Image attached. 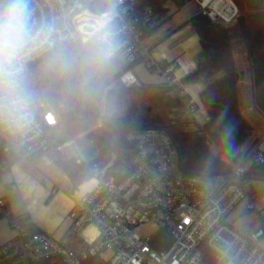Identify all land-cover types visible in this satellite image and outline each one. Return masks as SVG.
Wrapping results in <instances>:
<instances>
[{"label": "built area", "instance_id": "built-area-1", "mask_svg": "<svg viewBox=\"0 0 264 264\" xmlns=\"http://www.w3.org/2000/svg\"><path fill=\"white\" fill-rule=\"evenodd\" d=\"M197 2V13L210 17ZM139 5L140 0H28L31 23L44 42L27 60L24 74L29 62L63 44H96L102 27L106 60L143 64L183 96V84L173 76L174 65L163 66L154 59L146 35L159 25V18L150 8L139 11ZM236 15L234 12L230 20H223L230 22ZM210 18L215 21L219 17ZM120 82L126 87L140 85L132 69L121 75ZM185 103L195 118V100L187 98ZM61 123L57 107L47 103L35 107L30 102L23 121L13 122L0 114V179L10 167L3 156L30 163L47 154L53 148L48 132ZM127 141L135 153L131 170L121 182L106 179L93 164L94 187L83 194L72 190V231L93 225L101 229L98 238L75 250L30 223L26 215H14L9 221L14 235L0 244V264H264V249L258 242L264 234V210L259 212L263 227L251 236L229 220L243 201L249 210L256 209L254 181L244 175L249 166L264 165V136L240 162L230 164L229 171L215 176L183 172L176 147L163 130L131 131ZM67 147L76 150L78 163H89L74 138L56 151L64 153ZM6 205L3 196L0 206Z\"/></svg>", "mask_w": 264, "mask_h": 264}, {"label": "trees", "instance_id": "trees-1", "mask_svg": "<svg viewBox=\"0 0 264 264\" xmlns=\"http://www.w3.org/2000/svg\"><path fill=\"white\" fill-rule=\"evenodd\" d=\"M190 1L140 0L139 11L150 8L158 19L168 3L182 9ZM232 1L238 12L230 22L213 21L203 12L188 21L200 37L204 59L183 82L199 76L210 79L200 93L210 117L203 126L187 112L188 97L173 92L166 84L124 86L120 77L135 64L106 60L103 47L94 43L63 44L24 74L23 87L33 106L55 105L69 139L75 138L79 147L89 141L97 145L98 157L88 164L58 151L52 157L73 188L93 177V164L106 179L121 182L131 170L135 153L127 141L131 131L163 130L176 147L179 168L188 174L227 172L230 164L242 160L250 149L245 146L252 138L253 126L242 112L244 72L238 69L235 58L238 53L247 55L253 104L264 116V0ZM154 30L146 35L151 36ZM2 159L10 166L19 160L16 156ZM244 177L264 181V165L249 166Z\"/></svg>", "mask_w": 264, "mask_h": 264}, {"label": "crops", "instance_id": "crops-1", "mask_svg": "<svg viewBox=\"0 0 264 264\" xmlns=\"http://www.w3.org/2000/svg\"><path fill=\"white\" fill-rule=\"evenodd\" d=\"M184 8H189V5L182 9ZM195 14H197V9L178 20L171 21L170 17L166 21H161L162 23H159L150 36L153 38L150 42L156 61L174 65L173 76L183 84V95L195 100L197 108L195 119L200 125H204L210 117L201 102L200 93L208 87L210 79L199 76L188 82H183V79L194 72L199 62L204 59L200 37L188 23L190 17ZM235 61L238 67L237 57ZM161 77L162 82L159 84L164 83V78ZM243 82L244 79L241 81V88H243ZM249 90L251 98L241 94L244 115L245 112L255 108L252 80L249 83ZM257 113L264 117L258 111ZM249 121L253 126L252 121L250 119ZM254 132L253 130L252 138L245 148L251 146L256 139ZM52 157L48 154L39 155L30 163L17 160L0 179V198L3 196L7 198V205L3 206L6 215L0 212L2 214L0 217V244L13 237L14 231L10 228L9 221L18 214L26 215L30 223L50 234L59 242H62L66 235L68 237L62 243L67 244L71 241L73 231L70 212L75 200L72 190L77 189L79 194L86 193L94 187L96 180L92 177L77 188H73L70 178L53 163ZM253 187L257 194L256 209L249 210L246 207L247 202L243 201L229 216L230 222L247 236H251L262 227L259 212L264 210V181H254ZM258 242L264 249V234Z\"/></svg>", "mask_w": 264, "mask_h": 264}, {"label": "clouds", "instance_id": "clouds-1", "mask_svg": "<svg viewBox=\"0 0 264 264\" xmlns=\"http://www.w3.org/2000/svg\"><path fill=\"white\" fill-rule=\"evenodd\" d=\"M44 40L31 23L28 0H0V114L13 122L28 116L30 96L23 87L27 60ZM103 28L95 43L102 48Z\"/></svg>", "mask_w": 264, "mask_h": 264}, {"label": "rangeland", "instance_id": "rangeland-1", "mask_svg": "<svg viewBox=\"0 0 264 264\" xmlns=\"http://www.w3.org/2000/svg\"><path fill=\"white\" fill-rule=\"evenodd\" d=\"M186 5H189V8L178 9L174 3L172 2L168 3L167 10L164 11L162 15L160 16L159 22L163 21L169 16L171 17V21L178 20L180 17H185L186 15L193 13L194 9L198 10L199 8V3L197 2V0H192L188 2ZM218 19H223V18L219 17ZM152 39L153 38H150V40ZM236 57H237V62H238V69L240 71L245 72L243 76L244 82L242 83L243 88L241 89L242 90L241 94H244V96L251 98V91L249 90V83L251 79H250V74L248 72L249 60L247 59V55L244 53H238ZM131 69L135 73L140 84H159L162 82V77L160 74L147 69L143 64L137 63L133 65ZM245 115L253 123V130L255 131L254 135L256 137L255 139V142H256L259 138L264 136V117H261L257 113V110L255 108L252 110H249L248 112H245ZM48 135L53 144V149L49 150L47 154L50 157H52L56 153V147L64 144L69 139V135L63 124H59L58 126L50 129L48 132ZM254 143H252V145ZM80 149L85 154L87 159L90 161L98 157V148H97L96 143L93 141H89L87 143L80 145ZM63 152L65 155L69 157L76 158L77 156L76 150L71 147L65 148ZM0 212L6 215V211L4 207L0 206ZM262 227H263V224H262ZM72 234L73 236L71 237V241L67 244H64V243L63 244L70 248L83 249L86 247L87 243H92L94 239L100 236L101 229L93 225H87L80 232H77V233L73 232ZM67 237L68 235H66V237L62 239V242H65V238Z\"/></svg>", "mask_w": 264, "mask_h": 264}, {"label": "bare ground", "instance_id": "bare-ground-1", "mask_svg": "<svg viewBox=\"0 0 264 264\" xmlns=\"http://www.w3.org/2000/svg\"><path fill=\"white\" fill-rule=\"evenodd\" d=\"M202 8L209 10L214 17L230 20L235 12L232 0H199Z\"/></svg>", "mask_w": 264, "mask_h": 264}, {"label": "water", "instance_id": "water-1", "mask_svg": "<svg viewBox=\"0 0 264 264\" xmlns=\"http://www.w3.org/2000/svg\"><path fill=\"white\" fill-rule=\"evenodd\" d=\"M232 3H233V5H234V7H235V12H238V8H237V6L235 5V3L232 1ZM213 15L212 14H210V17H212ZM51 53L52 52H47L46 54H45V56H50L51 55ZM42 59H43V57H41V58H37V59H35V60H32L31 62H29V64H28V67H29V69H31V68H33V67H35L36 65H38L41 61H42ZM218 174V172H213V173H211L210 174V176H215V175H217Z\"/></svg>", "mask_w": 264, "mask_h": 264}]
</instances>
